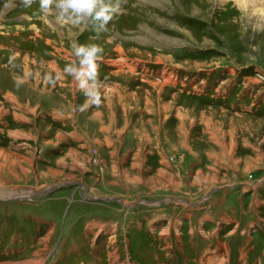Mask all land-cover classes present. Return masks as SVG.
<instances>
[{"label":"rangeland","instance_id":"1","mask_svg":"<svg viewBox=\"0 0 264 264\" xmlns=\"http://www.w3.org/2000/svg\"><path fill=\"white\" fill-rule=\"evenodd\" d=\"M14 2L0 264H264V0H120L99 32ZM73 42L104 49L84 111Z\"/></svg>","mask_w":264,"mask_h":264},{"label":"clouds","instance_id":"2","mask_svg":"<svg viewBox=\"0 0 264 264\" xmlns=\"http://www.w3.org/2000/svg\"><path fill=\"white\" fill-rule=\"evenodd\" d=\"M34 0H20L24 7H30ZM5 7H16L14 0H6ZM41 13L45 16L55 15L57 22H71L96 25L97 32L106 30L107 24L120 11V0H39ZM74 59L66 65L64 72L74 77L86 100L80 111L90 106H100L103 82L99 79V66L103 62V47L99 44L81 45L73 42ZM51 81V77H47Z\"/></svg>","mask_w":264,"mask_h":264},{"label":"crops","instance_id":"3","mask_svg":"<svg viewBox=\"0 0 264 264\" xmlns=\"http://www.w3.org/2000/svg\"><path fill=\"white\" fill-rule=\"evenodd\" d=\"M245 183V184H244ZM243 184H244V186H243ZM251 183H249L248 181H243V182H240L239 183V186H238V189H239V191L240 192H243V193H248L249 191H250V188H251ZM214 187V186H213ZM210 188H212V187H210ZM209 188V189H210ZM215 191L217 190V189H214ZM209 191V190H208ZM227 191L228 190H226V194H227ZM214 192V191H213ZM223 200H224V198H223ZM121 201V200H120ZM206 206H207V204H206ZM205 206V207H206ZM205 207H204V209H205ZM208 207V206H207ZM257 221L260 223V225L262 226V227H264V220H263V218L260 216V215H258V217H257Z\"/></svg>","mask_w":264,"mask_h":264},{"label":"bare ground","instance_id":"4","mask_svg":"<svg viewBox=\"0 0 264 264\" xmlns=\"http://www.w3.org/2000/svg\"><path fill=\"white\" fill-rule=\"evenodd\" d=\"M39 193V192H38ZM38 193H35V194H33V196H36V195H38ZM30 194H31V192L30 193H28V195L26 194H23V195H21V196H19V197H29L30 196ZM2 196V195H1Z\"/></svg>","mask_w":264,"mask_h":264}]
</instances>
